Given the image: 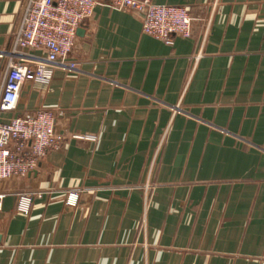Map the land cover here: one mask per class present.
Here are the masks:
<instances>
[{
  "label": "crops",
  "instance_id": "obj_1",
  "mask_svg": "<svg viewBox=\"0 0 264 264\" xmlns=\"http://www.w3.org/2000/svg\"><path fill=\"white\" fill-rule=\"evenodd\" d=\"M152 1L216 9L168 46L98 5L69 55L79 69L22 90L17 114L53 111L65 139L0 181V264H264V0ZM23 2L0 0V84ZM24 193H40L27 213Z\"/></svg>",
  "mask_w": 264,
  "mask_h": 264
},
{
  "label": "built area",
  "instance_id": "obj_2",
  "mask_svg": "<svg viewBox=\"0 0 264 264\" xmlns=\"http://www.w3.org/2000/svg\"><path fill=\"white\" fill-rule=\"evenodd\" d=\"M98 5L117 11L133 12L141 22L144 35L172 46L175 38L191 39L198 22L206 31L216 9L208 5L204 16L195 17L187 6L155 4L152 0H24L19 18L4 54V74L0 84V181L23 179L35 171L46 155L64 143L56 131V115L48 109L32 114H17L25 86L40 95L47 92L56 69L77 71L79 64L70 60L77 31L91 19ZM43 51L44 57L35 52ZM1 114H10L1 117ZM75 140L92 142L96 136L73 134ZM153 191L154 187L146 188ZM81 191H67L64 204L75 207ZM34 196L24 193L17 211L27 213ZM3 195L0 194V200ZM147 199V195L146 198Z\"/></svg>",
  "mask_w": 264,
  "mask_h": 264
},
{
  "label": "water",
  "instance_id": "obj_3",
  "mask_svg": "<svg viewBox=\"0 0 264 264\" xmlns=\"http://www.w3.org/2000/svg\"><path fill=\"white\" fill-rule=\"evenodd\" d=\"M81 33H82V29H79V30L77 31V34H78V35H81Z\"/></svg>",
  "mask_w": 264,
  "mask_h": 264
}]
</instances>
